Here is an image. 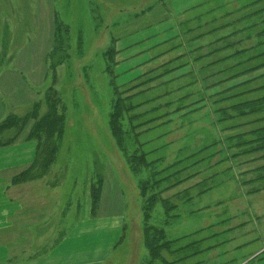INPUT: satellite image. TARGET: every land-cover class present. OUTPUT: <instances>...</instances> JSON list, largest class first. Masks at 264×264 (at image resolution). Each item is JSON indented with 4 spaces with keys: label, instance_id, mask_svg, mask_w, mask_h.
<instances>
[{
    "label": "rangeland",
    "instance_id": "1",
    "mask_svg": "<svg viewBox=\"0 0 264 264\" xmlns=\"http://www.w3.org/2000/svg\"><path fill=\"white\" fill-rule=\"evenodd\" d=\"M255 1L0 0V124L9 116L22 118L34 105L41 118L50 88L57 112L64 109L65 129L43 177L55 174L50 185L58 183L61 211L76 224L85 186L101 178L108 199L100 207L101 192L91 216L117 209L123 217L107 258L100 254L107 242L98 231L80 237L86 232L79 236L76 225L68 227L63 237H69L65 246L68 255L74 252V264L86 257L89 264L144 263L138 183L158 172L155 178L165 179L154 193L172 185L160 197L176 206V217L164 225L158 201L150 224L162 227L166 240H177L173 250L184 248L162 251L166 264H264V149H253L259 143L235 147L226 141L225 123L217 122L222 98L250 91L264 76V55L240 65L224 59L235 49L230 46L257 32L240 31L245 22H234L242 16H250L248 24L262 20V4L245 7ZM261 52L264 46L255 54ZM118 93L135 105L121 118L126 129L135 127L132 148L155 161L137 175L108 128ZM36 118L1 134L0 154L24 152L28 161L30 150L34 157L36 142L28 135Z\"/></svg>",
    "mask_w": 264,
    "mask_h": 264
},
{
    "label": "trees",
    "instance_id": "2",
    "mask_svg": "<svg viewBox=\"0 0 264 264\" xmlns=\"http://www.w3.org/2000/svg\"><path fill=\"white\" fill-rule=\"evenodd\" d=\"M253 3L262 4V7L257 13L262 12L261 14L263 19L258 23L248 24L251 19L250 16H242L234 21L240 25L243 24V21L245 22V25L239 28L240 31L258 27L255 34L247 35L244 40L240 43H235L234 46H228L229 51H231V48L235 49L230 52L229 56H225L224 59H232V63H234V65H240L244 62L247 63L252 61L253 57L257 58L264 55V52L255 54L260 46H264V0H256L255 2L247 4L245 7H249ZM238 20L241 22H238ZM251 41L253 42L250 43ZM228 47H225V49ZM108 51L105 53V57L107 56ZM240 56L242 61L237 58ZM109 58L110 57H107L106 59ZM251 69H248L246 72L248 73L249 71H252ZM261 78H264V76ZM231 79L232 76H229L224 79V82ZM50 90V88L47 90V111L41 118H36V106L34 105L32 111L24 115L22 118L9 116L0 124L1 135L12 128H16L19 123V126H22L21 128H25L30 121H32L31 119L36 118V121L34 120L31 125L28 135V140L33 139L36 142L34 159L24 171L12 178L13 183L40 179L47 174L46 172L54 163L56 154L60 147V142L64 136L65 117L62 106H60L62 110L57 112V103H59V100L55 94L53 95V91ZM250 95L252 97L255 96V98L245 99ZM116 96L111 116L108 119L109 132L129 171L131 174L137 175L145 168H152L155 161H148L146 159V153L139 152L137 149L132 148V141L137 139V134H134L135 127L130 126L129 129H126L121 123V118L124 111L130 113L135 108V105L127 103L131 100V96L123 98L119 93ZM218 105L219 109L217 110V113L219 114V119L217 122L225 123L223 130H229L230 132V135H227L226 137V141L235 142L234 146L237 148L251 145L253 143H259L261 145L253 149H264V80H261L258 86L252 88L250 91H245L232 97L229 96L222 98ZM247 126H255L256 128L247 132L244 130ZM232 132L239 133L233 134ZM18 134L19 132L15 134V137H17L16 135ZM158 174L159 172L155 174L152 173L149 178L139 181L138 183L140 196L143 200V244L148 257L143 264H153L155 261L159 260L161 261V264H166L165 259L162 257V251L168 252L171 250V252L173 251L176 253L184 249L179 248L173 250V245L177 242V240H166L164 229L150 224L151 212L154 205L158 201H161L164 207V225L168 224L169 219L176 217L171 215V212L176 208V206L173 205L169 199H161L160 197L161 194L164 191L169 190L172 185L159 189L156 193H154L165 179H156L155 177ZM102 183V179L97 178L90 185L92 213H94L96 204L99 201Z\"/></svg>",
    "mask_w": 264,
    "mask_h": 264
},
{
    "label": "crops",
    "instance_id": "3",
    "mask_svg": "<svg viewBox=\"0 0 264 264\" xmlns=\"http://www.w3.org/2000/svg\"><path fill=\"white\" fill-rule=\"evenodd\" d=\"M33 158L30 150L28 161L24 152H17L12 156L0 154V264H74V252L71 250L68 255L65 246L69 237L63 236L68 227L72 231L75 225L79 236L86 232L80 237L89 235L91 232H99L102 240L107 242L105 249L99 251H101L100 254L106 252L104 258H107L113 253L115 243L121 234L123 217L117 213L120 211L116 209L113 211L115 213H110L112 210L109 209L101 214L99 209L100 215L92 217L89 183L88 187L85 186L83 196L86 193L75 224L74 216L64 213V210L61 211L62 196H60V190L55 188L58 186L57 181L54 188L50 185V180L55 174L51 173L45 178L36 179L34 183L29 181L30 183L12 184V178L16 176L14 174L24 171L32 163L30 161H33ZM117 172L119 173V170ZM91 177L93 176H89V182L92 180ZM45 180L46 187L41 188ZM108 190L109 188H102L100 207L105 204L104 200L108 199L105 194ZM41 197L44 199L41 200ZM47 200L50 201L51 206H46L49 204ZM111 204L112 202L108 200V205L111 206ZM44 206V211L47 210L45 213L42 211ZM59 209L61 217L58 219ZM53 221L57 222V226L55 223L53 228L56 234L54 231H49ZM30 223L32 226L29 225ZM61 237L62 239H59ZM46 246L52 247L46 248ZM104 260L97 256L98 262ZM77 264H89L88 257L79 260Z\"/></svg>",
    "mask_w": 264,
    "mask_h": 264
}]
</instances>
